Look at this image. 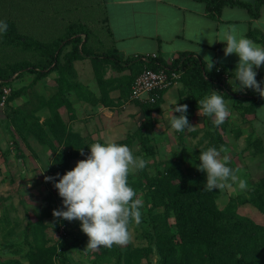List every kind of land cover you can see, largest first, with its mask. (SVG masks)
<instances>
[{
    "label": "rangeland",
    "instance_id": "obj_1",
    "mask_svg": "<svg viewBox=\"0 0 264 264\" xmlns=\"http://www.w3.org/2000/svg\"><path fill=\"white\" fill-rule=\"evenodd\" d=\"M51 13L35 1L0 0V16L7 21L0 33V73H11L1 85L3 101L0 95V264H60L61 255L68 264L177 263L185 242L167 201L180 187L179 170L186 176L187 195L194 193L228 221L227 243L218 239L210 249L217 255L213 264H264V128L255 122L244 126L248 104L212 88L229 108L224 123L215 126L199 114V105L189 109L193 80L180 70L176 83L160 92L145 114L146 102L129 99L138 64L123 58L126 67L118 69L110 60L87 55L65 62L71 43L59 52L58 67L39 76L29 66L42 65L58 39L75 30L87 33L78 11ZM80 37L82 53L111 54L89 47L91 37ZM177 100L187 105L193 126L183 132L169 123V105ZM106 140L124 142L146 161L128 175L134 198L142 201L141 220L129 223L125 244L88 249L79 220L53 216V209L63 207L62 198L44 177L62 175L86 157L88 145ZM210 146L223 148L221 158L227 155L229 166L240 170L247 189L237 192L231 181L223 189H204L199 155ZM200 251L201 264H208L201 246Z\"/></svg>",
    "mask_w": 264,
    "mask_h": 264
},
{
    "label": "clouds",
    "instance_id": "obj_2",
    "mask_svg": "<svg viewBox=\"0 0 264 264\" xmlns=\"http://www.w3.org/2000/svg\"><path fill=\"white\" fill-rule=\"evenodd\" d=\"M6 30L7 23L0 20V33ZM214 41L224 42L225 56L233 53L238 56L235 77L231 83L228 82L232 90L242 92L251 89L264 97V78L256 79L258 70L264 68V46L235 27L224 29L219 39ZM207 57L205 71H211L214 61ZM220 93L212 89L210 94L197 101L199 114L211 117L215 126L223 124L229 115V108ZM170 105V127L177 132L191 129L193 126L188 120L187 105L178 103V100ZM174 112L179 115H174ZM88 147L89 153L74 167L62 175L56 173L55 176L44 177L45 181L53 182L62 198L63 207L53 209V216L69 221L79 220L81 230L88 237V249L123 245L129 238V223L140 222L142 207V201L134 198L135 190L128 183V175L133 168L143 169L146 161L135 156L127 144L115 140L97 141ZM221 151L222 147L210 146L200 152L198 169L206 175L204 189H223L230 186L228 182L231 181L237 192L244 191L248 188L246 178L239 175V169L229 166L227 155L221 158Z\"/></svg>",
    "mask_w": 264,
    "mask_h": 264
},
{
    "label": "crops",
    "instance_id": "obj_3",
    "mask_svg": "<svg viewBox=\"0 0 264 264\" xmlns=\"http://www.w3.org/2000/svg\"><path fill=\"white\" fill-rule=\"evenodd\" d=\"M30 1H35L47 9L51 8L52 17L58 13H66L67 10L78 11L81 24L88 30V40L91 37L87 45L95 50L101 48L108 51L114 48L123 58L156 53L168 63H172L182 52L199 58L205 64L207 56H210L214 64H224L228 68V76L223 82L226 92H238L233 91L229 84L235 77L238 56L234 53L225 56L224 42L212 41L219 39V34L224 29L235 27L263 46L264 4L260 5L256 17L251 16L245 7L238 5H224L212 17L206 12V4L198 0ZM90 41L98 42L101 47L93 45L92 42L90 44ZM262 78L264 68L260 71L258 80ZM242 102L249 103L247 100ZM243 119L246 122L245 127L252 126V122H255L254 125L259 123L264 128V102L256 106L250 114L244 113Z\"/></svg>",
    "mask_w": 264,
    "mask_h": 264
},
{
    "label": "trees",
    "instance_id": "obj_4",
    "mask_svg": "<svg viewBox=\"0 0 264 264\" xmlns=\"http://www.w3.org/2000/svg\"><path fill=\"white\" fill-rule=\"evenodd\" d=\"M202 1L206 4V12L209 16L215 17L221 10L224 5H238L245 7L251 14V16L256 17L258 15V9L261 4H264V0H255L254 3L244 2L241 0H198ZM0 20L7 22L0 16ZM81 27L87 31L84 32L82 30H75L58 39V44L56 46L55 51H51L46 55L45 61L42 65H30V69L33 72H36L39 76H44L49 70H54L58 67V55L61 49L67 43H71V50L67 54H65V62H69L72 59H76L82 56H89L93 59L97 60H110L114 64V66L118 69L125 68V63H122L123 56L117 52L116 49H109V53L112 54H99V53H91L84 54L80 50V44L82 43V39L80 34H85L87 40L88 38V30L84 27L83 24H80ZM107 32L109 33V29L107 28ZM87 34V35H86ZM18 39H22L21 36H15ZM14 38V39H17ZM86 42V41H85ZM84 44V43H83ZM264 46V39L262 41ZM142 55H136L135 57H128V62L138 64V68L135 74L132 76V80L134 76L142 69L143 64L148 66H157L158 65H167L168 62L164 61L162 58H150L148 62H142ZM64 62V63H65ZM137 62V63H136ZM171 66L178 67L179 69L184 70L182 74L187 73V78H192V85L189 89L188 93V102L189 109L193 110L195 106L198 105L197 101L202 99L204 95H206L212 88H221L225 95L232 96L235 100H247L249 101L246 107L250 108L251 112L254 110L256 106L264 102V97H261L259 93L251 90L245 89L244 91L238 92H226L224 85V78L222 77V73H229L228 68L224 64H214V68L211 71H205V63L201 61L199 58L195 56L182 52L177 56L172 63ZM217 67L220 69L217 71ZM49 69V70H48ZM263 68L258 70V74L256 79L258 80L259 73ZM18 70H23V67L18 68ZM183 74V75H184ZM11 73H0V95H1V85L4 82H8L9 76ZM186 78V77H185ZM130 93V89H129ZM159 98V96L157 97ZM156 98V100H157ZM154 102L143 104V110L145 114H149L151 112V108ZM29 127L32 126L29 124ZM124 144V142H119ZM180 177V187L177 192L168 198L167 205L169 209L175 216L176 227L179 229L180 237L183 238L185 242L181 245L179 261L173 264H201L202 261L199 260V257L202 256V252L200 251V246L205 250V254L207 258H209L208 264H213L214 259H216L217 255L211 253L210 249L212 245L216 243V240H223L226 242V231L228 221L225 216H222L221 212L217 210L207 209L204 204L198 200V197L187 190V182L185 180L186 176L180 170L178 171ZM168 209V210H169ZM167 211V210H166ZM65 247L62 246V249ZM169 251V249H168ZM168 251L164 252L162 255V259L166 257ZM190 254V255H189ZM60 264H68L66 263L63 255L60 256L59 259Z\"/></svg>",
    "mask_w": 264,
    "mask_h": 264
},
{
    "label": "built area",
    "instance_id": "obj_5",
    "mask_svg": "<svg viewBox=\"0 0 264 264\" xmlns=\"http://www.w3.org/2000/svg\"><path fill=\"white\" fill-rule=\"evenodd\" d=\"M150 58H157L156 53L144 54L141 56L142 62H148ZM219 70L220 68L217 67ZM178 67L167 65L148 66L143 64L142 69L134 76L131 86L129 99H138L143 102L152 103L159 96L160 92L172 87L180 77ZM217 70V71H218ZM227 73H222L226 79ZM1 100H4L6 89L2 86Z\"/></svg>",
    "mask_w": 264,
    "mask_h": 264
}]
</instances>
